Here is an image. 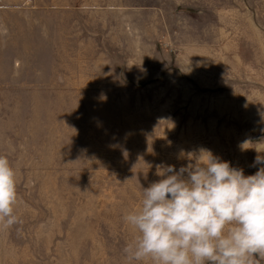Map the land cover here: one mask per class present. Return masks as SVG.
<instances>
[{
	"label": "rangeland",
	"instance_id": "rangeland-1",
	"mask_svg": "<svg viewBox=\"0 0 264 264\" xmlns=\"http://www.w3.org/2000/svg\"><path fill=\"white\" fill-rule=\"evenodd\" d=\"M201 149L261 167L264 0H0V264H152L123 217Z\"/></svg>",
	"mask_w": 264,
	"mask_h": 264
},
{
	"label": "clouds",
	"instance_id": "clouds-1",
	"mask_svg": "<svg viewBox=\"0 0 264 264\" xmlns=\"http://www.w3.org/2000/svg\"><path fill=\"white\" fill-rule=\"evenodd\" d=\"M247 142H245L246 144ZM243 147V146H242ZM252 175L201 149L179 169L157 165L141 206L124 215L137 232L123 249L129 261L152 264H257L264 259V152ZM16 170L0 155V228L22 221Z\"/></svg>",
	"mask_w": 264,
	"mask_h": 264
}]
</instances>
